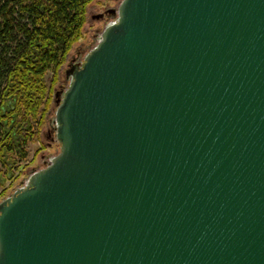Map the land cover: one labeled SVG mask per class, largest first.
Segmentation results:
<instances>
[{
  "label": "water",
  "instance_id": "95a60500",
  "mask_svg": "<svg viewBox=\"0 0 264 264\" xmlns=\"http://www.w3.org/2000/svg\"><path fill=\"white\" fill-rule=\"evenodd\" d=\"M59 144L0 200V264H264V0H121Z\"/></svg>",
  "mask_w": 264,
  "mask_h": 264
},
{
  "label": "trees",
  "instance_id": "16d2710c",
  "mask_svg": "<svg viewBox=\"0 0 264 264\" xmlns=\"http://www.w3.org/2000/svg\"><path fill=\"white\" fill-rule=\"evenodd\" d=\"M94 1L0 0V188L14 180L26 147L39 140L51 88L83 36Z\"/></svg>",
  "mask_w": 264,
  "mask_h": 264
},
{
  "label": "rangeland",
  "instance_id": "374dc122",
  "mask_svg": "<svg viewBox=\"0 0 264 264\" xmlns=\"http://www.w3.org/2000/svg\"><path fill=\"white\" fill-rule=\"evenodd\" d=\"M121 0H95L87 9V18L86 24L84 27V32L82 38L75 44L69 55L67 56V61L64 66L59 70V77L56 84L52 86V98L49 110L46 114V121L43 126L40 128L39 140L35 143L29 144L26 149L28 152V157L26 160L19 162L17 164V168L15 170V177L12 181H7L6 186L4 188H0V200L1 193L3 190H8L7 195L11 193V191L20 184V182L25 179L30 172L33 170H39L44 168L46 164L49 162V159L52 155L56 154L53 148H49L48 144L50 141L47 139V130L50 128L51 121L54 120V112L56 109L55 105V94L60 91V86L63 81H65L67 77V72L71 69L69 65H71L72 59H78V53H81L82 60L84 55H86L89 50H91L103 27L110 21L113 20V17L109 15L108 10L116 9ZM109 15L108 20L104 21L103 19H99V16L106 14ZM53 73L49 72L46 76L48 85L51 86V79ZM68 81V80H66ZM65 84V82H64ZM63 84V85H64ZM65 86V85H64ZM63 88L62 93L65 91Z\"/></svg>",
  "mask_w": 264,
  "mask_h": 264
},
{
  "label": "flooded vegetation",
  "instance_id": "af4514ba",
  "mask_svg": "<svg viewBox=\"0 0 264 264\" xmlns=\"http://www.w3.org/2000/svg\"><path fill=\"white\" fill-rule=\"evenodd\" d=\"M109 13V12H108ZM106 14H103L101 16H99V19H103L104 21L108 20L109 18V15ZM81 57V53H78V59L75 60V59H72V63L71 65H69L71 67V69L67 72V77L65 79V81L62 82L61 86H60V91L57 93V98L59 99L62 95V89L65 88L66 86H68V83H69V78H70V73L76 69V67L78 66V64L81 62L80 61V58ZM68 80V81H66ZM65 82V84H64ZM65 86H64V85ZM47 139L50 141V143L48 144L49 148H53L54 149V152H56L59 148V144L58 142L56 141V138H55V130H54V123L53 121H51V125H50V128L47 130Z\"/></svg>",
  "mask_w": 264,
  "mask_h": 264
}]
</instances>
